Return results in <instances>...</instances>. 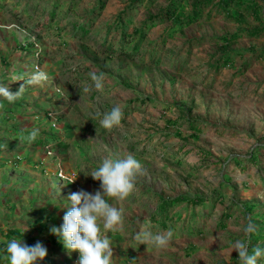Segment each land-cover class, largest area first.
<instances>
[{"label": "rangeland", "instance_id": "rangeland-1", "mask_svg": "<svg viewBox=\"0 0 264 264\" xmlns=\"http://www.w3.org/2000/svg\"><path fill=\"white\" fill-rule=\"evenodd\" d=\"M174 1L0 0V84L16 93L24 82L13 76L49 77L12 104L0 100V244L39 241L48 255L35 264H77L50 228L63 223L69 193L100 189L88 174L105 157L131 153L142 174L126 200L109 201L123 230L101 224L115 264H236L247 217L251 246L264 248V0L230 12L220 0H181L172 18ZM195 3L203 15L181 28ZM90 72L105 74L103 89ZM117 105L122 119L105 129L96 113ZM33 128L52 140L28 143ZM179 195L189 200L171 205L167 226L151 220ZM145 228L171 229L173 240L140 244ZM6 255L0 246V264Z\"/></svg>", "mask_w": 264, "mask_h": 264}, {"label": "clouds", "instance_id": "clouds-1", "mask_svg": "<svg viewBox=\"0 0 264 264\" xmlns=\"http://www.w3.org/2000/svg\"><path fill=\"white\" fill-rule=\"evenodd\" d=\"M89 76L97 90L103 89L105 79L103 72H90ZM48 80L47 73L39 69L27 77L13 76L11 82L24 83L16 93L10 92L8 87L0 84V100L12 104L21 97L26 87L42 85ZM3 106L0 103V108ZM101 115V126L111 129L119 125L123 113L121 107L117 105L103 114L96 113L97 117ZM38 136L39 129L33 128L24 139L31 143ZM142 171L141 163L133 154L129 153L123 157L110 155L103 159L97 169L88 174L101 182L100 189L95 194L83 189L69 193L63 223L59 227L52 226L50 232L60 238L69 255L72 252L79 253L77 264H115L112 240L108 235L102 234L101 224L105 233L123 230V212L109 201L126 200L134 191L137 177ZM256 231L257 226L253 219L247 217V223L243 227L245 239H239L232 245V250L238 253L239 264H257L258 259L264 257V248L259 245L251 246V234ZM173 236L171 229L153 233L145 228L137 232L134 238L140 244H151L156 249H164L169 246ZM6 253L5 259L9 264H35L37 260H43L48 255V250L39 241L29 246L22 243V239L13 238L7 243Z\"/></svg>", "mask_w": 264, "mask_h": 264}, {"label": "trees", "instance_id": "trees-1", "mask_svg": "<svg viewBox=\"0 0 264 264\" xmlns=\"http://www.w3.org/2000/svg\"><path fill=\"white\" fill-rule=\"evenodd\" d=\"M177 1V0H176ZM214 0H206L204 3L205 4H209L212 3ZM250 1H254V0H220L217 4L218 7H220V11H226V12H230L231 9H236L237 11H244L246 9H249L250 7H254V4H249L246 5V3L250 2ZM204 3H195L193 5V9L192 12L187 15L185 18L183 19H179L178 20V24L179 26H181V28H183L184 26L190 25L192 23H194L195 21H197L202 15H203V10H204ZM184 2H182L181 0H178L177 2L174 1V3L171 5L172 10H169V17H176L177 12L183 7ZM256 5V4H255ZM100 6H103V4L101 3ZM257 11V9H255ZM52 16L54 17V12L51 13ZM239 20V19H237ZM76 28H79L80 30H82L84 32V34H88L89 30L87 29V27H85L83 24H78V25H74ZM258 31H251L250 34H256ZM243 33L242 32H236L233 33L226 38V40L228 41H234L237 38H239ZM47 113L49 112V110L46 111ZM15 132L16 134L20 135L23 134L20 130H18L17 128H15ZM58 138H54V140H56ZM52 139L46 137V139H36L35 140V144L37 145H45L47 142H50ZM61 145L65 144L64 142H60ZM254 160H256V157L253 158ZM186 200H189V197L186 196H182L179 195L177 197H175L172 200H163L162 203L158 206L157 212H155L153 215H151V220L156 222L157 224L165 227L167 226V222L169 217H167L166 215V211H168V209L171 207L172 204H175L176 202H184ZM193 202L195 203H203L204 200L203 198H198V199H192ZM17 234L19 233V231H16ZM260 239H264V235L259 236ZM1 247H3L4 249H6L7 247V243H1L0 244ZM239 264V261L236 263ZM257 264H264V259H258Z\"/></svg>", "mask_w": 264, "mask_h": 264}, {"label": "built area", "instance_id": "built-area-1", "mask_svg": "<svg viewBox=\"0 0 264 264\" xmlns=\"http://www.w3.org/2000/svg\"><path fill=\"white\" fill-rule=\"evenodd\" d=\"M61 176H62V174H61Z\"/></svg>", "mask_w": 264, "mask_h": 264}]
</instances>
